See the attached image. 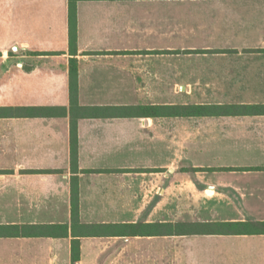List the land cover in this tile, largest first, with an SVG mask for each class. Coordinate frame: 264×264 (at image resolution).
Wrapping results in <instances>:
<instances>
[{
	"label": "crops",
	"instance_id": "obj_1",
	"mask_svg": "<svg viewBox=\"0 0 264 264\" xmlns=\"http://www.w3.org/2000/svg\"><path fill=\"white\" fill-rule=\"evenodd\" d=\"M76 18L73 55L68 0H0V264H264V234L159 226L264 222V0H78Z\"/></svg>",
	"mask_w": 264,
	"mask_h": 264
},
{
	"label": "trees",
	"instance_id": "obj_2",
	"mask_svg": "<svg viewBox=\"0 0 264 264\" xmlns=\"http://www.w3.org/2000/svg\"><path fill=\"white\" fill-rule=\"evenodd\" d=\"M78 0H68V39L69 51L71 54L76 53V39H77V18H76V3ZM76 62L72 58L70 61V105L74 106L77 103V83H76ZM34 110L47 111L52 108H34ZM70 164L73 171L77 166V133L76 120L70 121ZM71 216L72 223L78 221V201H77V184L75 178L71 181ZM159 224H138L128 225L127 227H134L135 232L147 233L148 229H153ZM159 226L166 229L168 235L171 234H192L202 232H231V233H252L264 234V222H230V223H216V224H196V223H164ZM12 229L16 226L10 227ZM79 245L78 241H72L71 258L72 261L78 260Z\"/></svg>",
	"mask_w": 264,
	"mask_h": 264
}]
</instances>
